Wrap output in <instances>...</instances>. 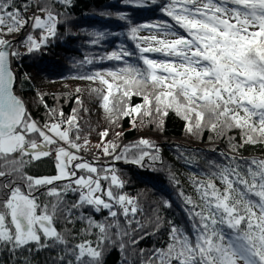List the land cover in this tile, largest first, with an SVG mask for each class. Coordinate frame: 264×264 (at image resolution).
Instances as JSON below:
<instances>
[{
    "label": "snow or ice",
    "instance_id": "6c2138e0",
    "mask_svg": "<svg viewBox=\"0 0 264 264\" xmlns=\"http://www.w3.org/2000/svg\"><path fill=\"white\" fill-rule=\"evenodd\" d=\"M119 3L124 8L99 16L126 22L135 51L120 44L85 56L81 64L121 66L74 78L89 82L111 125L128 118L132 130L162 132L175 114L189 136L211 133L207 151L215 155L172 145L176 159L194 169L190 191L168 170L183 216L178 223L162 214L171 199L146 211L139 195L124 191L116 164L157 170L162 149L154 140L121 143L123 132L108 139L105 128L92 145L79 87L67 116L59 97L49 107L38 93L42 121L16 93L12 64L42 51L71 23L73 0H0V264H106L112 251L121 264H264V154H241L264 148V0H164L159 11L167 19L139 24L129 10L157 0ZM85 34L93 46L121 35ZM133 96L142 103L133 105ZM44 160L52 173L32 174ZM147 239L151 246L141 248Z\"/></svg>",
    "mask_w": 264,
    "mask_h": 264
},
{
    "label": "trees",
    "instance_id": "16d2710c",
    "mask_svg": "<svg viewBox=\"0 0 264 264\" xmlns=\"http://www.w3.org/2000/svg\"><path fill=\"white\" fill-rule=\"evenodd\" d=\"M164 0H157L156 5L149 4L145 9L129 10L130 18L134 23H145L156 21L159 19H167L160 11V5ZM118 8H124L119 0H73V7L70 9L71 23H66L59 28L58 35L47 47L42 51L31 55L23 56L12 64L17 80L16 93L21 96L32 112L33 117L41 120L44 115V109L39 104L38 93L44 94L49 107L57 104L56 98L59 97V105L63 107L65 115L71 113L72 108L77 107L76 104V88L82 89L80 98L83 100L84 107L87 108L88 114L81 112L90 127H85V132H90V141L92 145L99 142L98 133L105 128L111 130L108 139H112L117 131L123 132L124 137L121 143H128L139 137L150 138L154 140L162 149V163H158L153 170L150 167L140 168L138 166L124 164L119 162L116 167L125 180L126 187L124 191L131 195H139L140 200L146 211H151V207L158 205L164 199L174 201L171 209H162V214L168 218L175 219L180 222L183 213L178 207L175 189L172 187L168 179V170L171 169L177 173L185 188L190 191L187 177L190 171L184 165L183 161L176 159V153L172 145L180 144L188 148H198L204 150L201 154L212 157L215 154L207 150L211 146L209 143L210 132L203 133L202 140L189 136L184 131V121L175 114L167 117L164 130L156 131L154 127L138 128L132 130V126L128 118L120 121V127L111 125L105 119V113L100 107V100L95 94L89 92V82L75 79L74 77L91 73L98 69H108L120 67V62L103 61L91 65L81 64L80 61L85 56L93 57L103 55L105 52L112 51L120 44H124L130 51H135L133 42L128 41L124 33L127 31V23L117 21L114 18H102L99 16L101 11H115ZM127 10V9H125ZM98 29L108 30L110 32L121 33L120 36L108 37L100 45L93 46L88 43L89 38L86 32ZM147 31H142L140 35ZM23 52L24 49L21 48ZM154 58H160L155 55ZM130 61L136 63L135 58ZM27 77V79H26ZM99 84H93L91 87H99ZM133 105L142 103L141 97L133 96L131 99ZM230 135L239 138V133L234 131ZM220 148H224L225 144L217 141ZM95 153V149L87 153L91 157ZM242 155H262L264 148L248 146ZM34 175H46L52 173V163L50 160H44L35 165L31 169ZM151 239H147L140 244L141 248L150 247ZM106 264H121V256L118 251H112L106 257Z\"/></svg>",
    "mask_w": 264,
    "mask_h": 264
},
{
    "label": "rangeland",
    "instance_id": "374dc122",
    "mask_svg": "<svg viewBox=\"0 0 264 264\" xmlns=\"http://www.w3.org/2000/svg\"><path fill=\"white\" fill-rule=\"evenodd\" d=\"M148 35H150V33H146V32H144V33L142 34V36H148ZM89 158H91V157H89Z\"/></svg>",
    "mask_w": 264,
    "mask_h": 264
},
{
    "label": "water",
    "instance_id": "95a60500",
    "mask_svg": "<svg viewBox=\"0 0 264 264\" xmlns=\"http://www.w3.org/2000/svg\"><path fill=\"white\" fill-rule=\"evenodd\" d=\"M14 71V70H13Z\"/></svg>",
    "mask_w": 264,
    "mask_h": 264
}]
</instances>
